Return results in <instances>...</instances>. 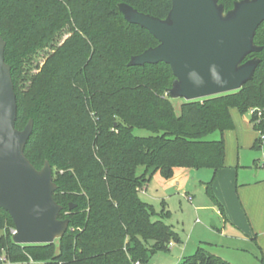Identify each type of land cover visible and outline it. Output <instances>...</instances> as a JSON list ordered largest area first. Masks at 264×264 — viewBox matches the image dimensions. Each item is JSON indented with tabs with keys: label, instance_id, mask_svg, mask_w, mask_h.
Segmentation results:
<instances>
[{
	"label": "trees",
	"instance_id": "16d2710c",
	"mask_svg": "<svg viewBox=\"0 0 264 264\" xmlns=\"http://www.w3.org/2000/svg\"><path fill=\"white\" fill-rule=\"evenodd\" d=\"M234 1L218 0L225 11ZM122 2L158 18L171 7L170 0H0L15 127L33 120L24 154L37 169L49 162L57 185L53 197L62 206L58 217L69 220L66 232L52 243L16 244L13 222L0 207V256L6 261L151 264L155 254L180 242L164 221L169 210L163 205L158 213L139 196L152 175L170 179L177 169L209 168L215 174L223 168V131L231 106L250 113L259 132L254 145L261 146L264 21L254 35L261 50L246 57L259 58L252 78L235 91L184 100L176 114L167 94L174 80L169 65L127 64L158 41L124 18L118 9ZM64 31L69 35L56 45ZM136 128L149 134L137 135ZM204 189L223 212L211 181ZM176 264L231 263L200 244Z\"/></svg>",
	"mask_w": 264,
	"mask_h": 264
},
{
	"label": "water",
	"instance_id": "95a60500",
	"mask_svg": "<svg viewBox=\"0 0 264 264\" xmlns=\"http://www.w3.org/2000/svg\"><path fill=\"white\" fill-rule=\"evenodd\" d=\"M170 1L164 18L118 3L128 22L158 41L131 56L128 65L168 64L174 80L167 94L185 101L238 90L252 78L259 58L246 57L261 50L254 35L264 21V0H236L226 11L218 0ZM5 45L0 34V207L13 222L14 243H52L66 232L69 220L58 217L62 206L53 197L57 185L49 162L37 169L24 154L33 120L15 127L16 96Z\"/></svg>",
	"mask_w": 264,
	"mask_h": 264
},
{
	"label": "rangeland",
	"instance_id": "374dc122",
	"mask_svg": "<svg viewBox=\"0 0 264 264\" xmlns=\"http://www.w3.org/2000/svg\"><path fill=\"white\" fill-rule=\"evenodd\" d=\"M68 35V32L64 31L55 44H61ZM46 50L49 51L50 48ZM38 59L42 61V54ZM171 102L176 114H179L184 99L171 98ZM229 117L230 123L223 131L225 146L223 168L215 174L209 168L185 169L181 176L178 170L176 177L178 179L170 180H165L159 173H154L145 188L139 192L140 198L152 204L156 212L159 213L163 205L169 210V215L164 221L171 223L182 239L181 243H174L170 250L155 254L152 257V264H176L183 257L192 254L199 241L218 245L223 240L224 234H220L223 227L220 226L218 208L206 193L203 182L211 181L213 193L223 205L226 216L238 223L246 222L244 231L254 236L255 233L251 230V226L254 225L253 217L256 214L264 216V143L262 140L261 146L254 145L259 132L250 123L249 112H241L237 107L231 106ZM134 133L149 134L147 130L139 128L134 129ZM218 136L217 132L212 135L213 138ZM141 171L142 167H139L137 172ZM228 182L231 183L230 194L234 198L235 208L226 196ZM217 193L222 198H219ZM2 233L3 230H0V234ZM238 245L249 251L245 254L238 251L241 257L239 260H243L244 264H248V260L251 264H258L251 255L255 253L259 256L257 246L254 249L252 242L247 243V240H240ZM258 246L264 258V247L259 243ZM215 249L219 251L220 247ZM242 254L245 257H242ZM31 261L14 263L0 261V264H45L40 260Z\"/></svg>",
	"mask_w": 264,
	"mask_h": 264
},
{
	"label": "crops",
	"instance_id": "0c3cea01",
	"mask_svg": "<svg viewBox=\"0 0 264 264\" xmlns=\"http://www.w3.org/2000/svg\"><path fill=\"white\" fill-rule=\"evenodd\" d=\"M178 170H180L181 173H179V175L181 176L183 174L182 171L185 169H177L172 178L178 179V178H176L178 175L177 174ZM172 178H170V179H172ZM170 179H165V180H170ZM256 182H259V181H256ZM202 185L204 186V182L202 183ZM145 186H144V188H145ZM178 186H179V184H178ZM230 191H231V183L228 182L227 183V195L226 196L228 197L229 202H231L232 206L235 208L234 198H233L232 194H230ZM217 195L219 198H222L221 195H219L218 193H217ZM246 201H247V199H246ZM222 208H223V212H220L219 208H218V214H219V217L221 219V221H220L221 225L220 226L223 227V231L220 230V232H221L220 234H222V233L224 234L223 240L218 245H216L215 243L204 242L203 240H201L197 243L196 247L200 244H205V247L210 252L221 256L222 258L228 260L231 264H244L243 260H239V259H241V257L239 256L240 254L238 253V251L242 252L243 254H245L249 251H248V249H244V248L239 247V245H238L239 241L240 240H247V243L252 242L254 249L256 248V246H258V243L261 245V247H264V216L261 214H259V215L256 214L255 217H253V224L254 225H252L253 227L251 226V228H252L251 230H253L255 234H254V236L253 235L250 236L249 234H247L244 231L246 228V222L241 221V223H238L236 220H233V219L227 217L225 214L223 205H222ZM179 238H180V242H172V244L169 246V250H170L171 246L174 245V243H181L182 239H181L180 235H179ZM196 247H195V249H196ZM215 247H220L219 251H216ZM251 255L258 262V264H260L257 257H256V254L251 253ZM242 257H245V256L243 255ZM235 261H237L238 263L237 262L235 263ZM25 263H29V262H25ZM248 264H251L250 260H248Z\"/></svg>",
	"mask_w": 264,
	"mask_h": 264
},
{
	"label": "built area",
	"instance_id": "2783aa9c",
	"mask_svg": "<svg viewBox=\"0 0 264 264\" xmlns=\"http://www.w3.org/2000/svg\"><path fill=\"white\" fill-rule=\"evenodd\" d=\"M263 142H264V136L261 137ZM190 199V198H189ZM172 243H170L171 245ZM0 261L2 262H6V258L4 256H0ZM134 264H140L138 261H136Z\"/></svg>",
	"mask_w": 264,
	"mask_h": 264
}]
</instances>
